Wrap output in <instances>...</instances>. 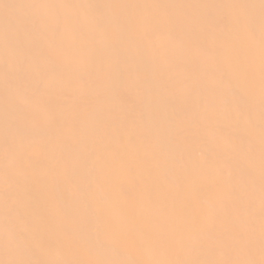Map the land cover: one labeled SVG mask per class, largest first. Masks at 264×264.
<instances>
[{"label":"bare ground","instance_id":"obj_1","mask_svg":"<svg viewBox=\"0 0 264 264\" xmlns=\"http://www.w3.org/2000/svg\"><path fill=\"white\" fill-rule=\"evenodd\" d=\"M0 264H264V0H0Z\"/></svg>","mask_w":264,"mask_h":264}]
</instances>
